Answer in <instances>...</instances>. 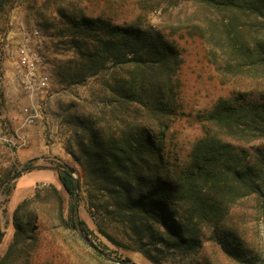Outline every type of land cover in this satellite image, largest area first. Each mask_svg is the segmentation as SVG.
Masks as SVG:
<instances>
[{"label": "trees", "instance_id": "trees-1", "mask_svg": "<svg viewBox=\"0 0 264 264\" xmlns=\"http://www.w3.org/2000/svg\"><path fill=\"white\" fill-rule=\"evenodd\" d=\"M180 2L168 4L174 8ZM185 2L204 15L197 27L208 44L215 40L237 60L238 68L264 66V0ZM66 6L56 10L58 35L67 38L73 54L59 76L70 85L108 74L105 89L114 97L109 100L115 104L114 130L95 127L90 118L77 120L89 197L93 193L104 197L95 204L96 210L101 207L105 215L122 221L137 249L152 261H157L153 251L189 252L211 241L233 261L255 264L257 256L245 253L238 230L248 203L258 202L264 214V104H235L219 98L200 116L202 133L185 158L173 156L165 150V138L178 109L176 47L148 26L112 24L86 16L74 5ZM168 156H173V162ZM36 160L27 161L26 170L41 168L33 165ZM54 169L69 197L66 216L63 198L52 184L20 202L12 212L13 235L0 264H21L23 254L29 259L25 242L32 237L38 240L46 231L47 224L40 222L38 233L27 235L36 229L28 205L42 194L56 205L60 225L78 231L81 240L87 237L88 228L77 217L76 168L56 159ZM2 192L9 194V181ZM262 254L264 264V245ZM117 262L134 264L127 257Z\"/></svg>", "mask_w": 264, "mask_h": 264}, {"label": "rangeland", "instance_id": "rangeland-1", "mask_svg": "<svg viewBox=\"0 0 264 264\" xmlns=\"http://www.w3.org/2000/svg\"><path fill=\"white\" fill-rule=\"evenodd\" d=\"M168 3L169 0L1 1L0 256L12 239L14 208L23 200L33 199L37 190L43 191L48 185H54L63 198L66 216L69 197L54 169L56 159H59L73 165L77 172L75 177L80 178L77 217L85 222L88 235L81 240L78 231L60 225L56 205L52 199L45 201V194H42L40 199L28 205L32 227L36 229L28 231L27 235L38 233L40 222L46 223L47 228L36 242L35 237L25 242L24 250L30 255L28 259L23 254L21 264H118L117 260L124 257L134 264H248L228 258L220 246L211 241H205L202 247L189 252L153 251L157 261H152L137 249L138 243L122 221L105 215L101 207L96 210L95 204H101L104 197L100 193L89 197V185L81 166L83 155L78 141L82 132L77 120L90 118L95 127L114 130L116 114L111 111L115 104L109 102L114 97L105 89L108 74L88 78L82 84L69 85L62 81L59 75L73 50L67 38L58 35L61 25L57 9L74 5L86 16L102 18L112 24L148 26L173 43L180 58L176 73L178 109L165 138V150L173 156L185 158L194 140L202 133L200 116L219 98L235 104H264V66L238 68L237 60L221 50L215 40L214 44H208L200 35L197 26L203 24L204 15L195 5L181 0L172 8ZM166 7H169L167 11ZM21 44L37 47L49 77L48 86L32 94L20 85L14 66L16 50ZM27 116H33V122L25 123ZM56 142L68 160L40 155L36 149ZM30 149H36V152ZM173 156H168L170 162H173ZM33 158H37L34 166L45 168L26 170L25 163ZM20 169L23 171L15 176ZM7 181L10 192L5 195L2 187ZM242 214L238 233L243 250L257 256L253 259L255 264L260 261L263 264L264 214L259 203L254 201L243 208ZM226 226L231 228L228 223Z\"/></svg>", "mask_w": 264, "mask_h": 264}, {"label": "built area", "instance_id": "built-area-1", "mask_svg": "<svg viewBox=\"0 0 264 264\" xmlns=\"http://www.w3.org/2000/svg\"><path fill=\"white\" fill-rule=\"evenodd\" d=\"M14 66L20 78V85L27 93L43 90L48 86L49 77L42 64L36 46L21 44L16 50ZM33 122V116H27L25 123Z\"/></svg>", "mask_w": 264, "mask_h": 264}, {"label": "crops", "instance_id": "crops-1", "mask_svg": "<svg viewBox=\"0 0 264 264\" xmlns=\"http://www.w3.org/2000/svg\"><path fill=\"white\" fill-rule=\"evenodd\" d=\"M38 149V152H41L40 155H51V156H56L58 158H61V159H66L68 160V156L67 154H65V152L63 151V149L60 147L59 143H53V144H50V145H42L41 148H36ZM36 149L34 150H31L32 152L35 151L36 152ZM29 151V152H31ZM50 157V156H48ZM29 159V158H28Z\"/></svg>", "mask_w": 264, "mask_h": 264}, {"label": "water", "instance_id": "water-1", "mask_svg": "<svg viewBox=\"0 0 264 264\" xmlns=\"http://www.w3.org/2000/svg\"><path fill=\"white\" fill-rule=\"evenodd\" d=\"M22 171H23V170L20 169V170L15 174V176H18ZM100 253H102V252H100Z\"/></svg>", "mask_w": 264, "mask_h": 264}]
</instances>
